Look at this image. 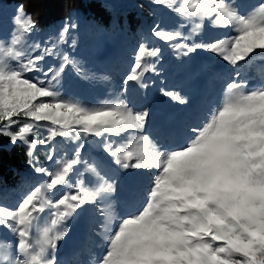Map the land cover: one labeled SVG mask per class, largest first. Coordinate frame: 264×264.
<instances>
[{
	"label": "snow or ice",
	"instance_id": "1",
	"mask_svg": "<svg viewBox=\"0 0 264 264\" xmlns=\"http://www.w3.org/2000/svg\"><path fill=\"white\" fill-rule=\"evenodd\" d=\"M152 2L163 5L166 0ZM174 11L185 18L207 19L212 27L231 33L209 42L171 45L183 49L181 54L202 49L231 66L264 57V0L245 12L234 0H181ZM12 22L17 31L0 37V135L24 141L38 122H48L50 135L41 143L55 137L79 142L70 158L57 162L56 170L34 168L48 177L45 185L35 186L11 210L0 206V228L16 237L15 254H0V264H62L55 253L58 242L68 235L67 221L89 204L95 206L98 234L109 233L107 247L95 264H264V81L249 89V81L240 79L237 70L224 85L222 103L191 129L188 142L158 150L143 134L148 110H134L121 94L127 92L128 82L140 81L145 71L152 70L144 59L158 57L159 47L138 46L121 92L86 104L60 90L70 66L89 79L78 62L65 53L59 64L45 66L42 62L52 54L50 48L35 44L26 53L17 47L22 36L36 27L22 5L16 7ZM75 27L70 15L60 40ZM152 35L164 42L190 38L158 24ZM166 94L185 103L174 92ZM21 118L18 131L11 132ZM90 136L101 138V150L119 169L158 170L146 190L139 186L129 190L126 214L119 216L114 230L111 203H104L117 190L114 169L102 159L81 157L82 137ZM36 147L33 140L30 163ZM48 159H53L52 150ZM57 189L64 190L50 198L48 191Z\"/></svg>",
	"mask_w": 264,
	"mask_h": 264
},
{
	"label": "trees",
	"instance_id": "2",
	"mask_svg": "<svg viewBox=\"0 0 264 264\" xmlns=\"http://www.w3.org/2000/svg\"><path fill=\"white\" fill-rule=\"evenodd\" d=\"M179 3H181L179 0H171V3L163 5H156L152 0H0V7L5 14L14 16L16 7L22 5L26 14L34 20L36 27L30 33L23 35L25 42L23 45L27 47L26 53L31 51L33 45L39 44V41L42 47L46 46L52 51V54L46 55L42 62L45 66L59 64L60 56L65 53L78 62L81 71L86 73L89 79L77 75L70 66L61 79L60 90L63 95L95 104L102 99L104 92L111 91L113 95L121 92L124 88V78L130 74L140 45L161 49L158 57L144 59V63L150 65L152 70L145 71L140 81L147 85L152 94L147 95L143 89L142 98L158 97L159 92H155V88L161 89L163 83L175 85L174 82L177 80L184 82L182 84L184 87L192 83L194 89L201 88L203 93L207 92L205 88H209V80L204 82L200 78L198 81L191 74V68L197 67L201 61L205 64L207 55L214 59L220 57L202 49L183 55L181 54L183 49H175L171 45L177 42L203 41L205 36L214 34L215 27H212L207 19L177 15L174 8ZM70 15L76 27L70 29L68 36L61 41V30L69 22ZM157 24L164 30H179L185 34V37L190 38L164 42L152 35V29ZM125 28L129 37H134L136 41L126 39ZM0 37L7 38L1 33ZM28 39L30 41H27ZM53 45L55 47H52ZM204 66L207 70V66ZM251 66L255 68L256 63H252ZM133 91L131 84L127 86L128 97H132ZM191 102L197 103L196 100L190 101V107H193ZM181 107H177L179 112L177 111L176 114L168 115L156 107L154 116L168 126H172L171 121L176 119L178 120L176 123L181 124L183 122V120L179 122ZM188 112L190 111L183 114V118L187 117ZM20 123H23L22 118L17 125L10 128V131L17 132ZM50 129L48 122H40L24 141L13 142L9 136L0 135V206L13 208L26 193L35 186H40L36 175L28 177L25 174V172L28 174L34 172L33 168L37 166L36 159L41 161V167L51 171L57 168L59 165L57 162L63 163L67 160L65 151L56 148L54 138L47 143L40 142L49 137ZM33 140L37 141V147L31 150L33 155L30 163L29 144ZM78 142L72 141L73 146ZM50 150L53 152L52 160L48 159ZM85 179L89 177L85 176ZM51 191L50 198H52ZM57 191L55 193H58ZM84 229L85 226L83 232L73 242L69 238L68 243L72 242L70 246L77 244V248H80ZM8 242L10 243L9 240Z\"/></svg>",
	"mask_w": 264,
	"mask_h": 264
},
{
	"label": "rangeland",
	"instance_id": "3",
	"mask_svg": "<svg viewBox=\"0 0 264 264\" xmlns=\"http://www.w3.org/2000/svg\"><path fill=\"white\" fill-rule=\"evenodd\" d=\"M257 2L258 0H234L235 5L238 6L241 12L250 11L251 6ZM167 3H171V0H166L165 4ZM113 4L116 5L114 1ZM9 18H13V16L5 14L0 7V33L1 35L7 37L14 31H17L16 26L14 24H11L12 20ZM214 29V34H211V36L207 35L205 36V38H203L204 42H209L214 38H219L221 36L231 34L230 30L224 27H215ZM26 34L27 33H25L24 36ZM124 35L126 39L136 41L134 37H129L126 28L124 30ZM24 36H22V43L17 47L19 50L26 52L27 47L23 45L25 43L23 39ZM33 40L36 39L33 38ZM27 41H30V39H28ZM38 43L40 44L39 41ZM213 59V57L207 55L205 57V64L204 61H201L197 66L198 68L196 66H193L191 68V74H193L198 81H200V78H202L204 82L209 80V88H205V91L207 92L204 93L202 92L201 88L197 90L194 89V85L192 83H189V85L186 84L188 86L184 87L182 85L184 82H182L181 80H177L176 82H174L175 85L163 83L161 89L155 88V92H159L158 97L154 96L153 98H151L149 96H146L142 98L141 90L145 89V93L147 95L151 93L147 88V85H145L143 81L128 82L127 86L131 84V86L133 87V95L132 97H128L127 93L125 92L124 94H121V98L125 99V101L129 103L130 107H134V110H148L149 117L146 120L143 134L148 137L151 145H154L156 149L164 150L166 148H175L178 145H182L188 142L189 138L192 136L191 129L205 122V120L209 116V113L214 110L218 104L222 103L223 96L225 94L224 85L237 70L240 72V79H247L249 81V89L253 85H257L264 81V57L255 56L247 64L241 61L237 66H228L227 62L223 61L220 58H216L214 60ZM252 63H256L255 68H252ZM204 65L207 66V70L205 69ZM126 70L127 69L125 68L124 71ZM120 77L122 78L121 75L119 76V78ZM169 91L180 95L185 100V103L181 104L180 102L174 100L172 97L168 96L166 93ZM111 95H113L111 91L104 92L102 99H106ZM192 100H196L197 103L191 102L193 107H190V101ZM84 103H86V101H84ZM179 106H182L180 113L181 121H179L182 122L183 120L181 124H177L176 121L178 120L176 119L174 121H171L172 126H168L154 116V109L156 107H159V111H162L164 114L168 115L176 114L177 111L179 112V108H177ZM182 111H184V113H182ZM187 111L190 112H188L186 118H183V114H186ZM29 134L26 135L25 140ZM82 139L85 140V152L81 153V157L83 159L96 157L111 164L109 157L101 150L99 144V140L101 138L90 136L87 138L82 137ZM110 139L118 140L119 137H110ZM54 142L56 148L65 151L67 159L71 157L70 155L72 154V149L74 146L72 144V141H69V138L55 137ZM36 162L37 166H35L34 168L41 167V161L36 159ZM111 166L114 169L117 190L116 192L111 194L110 201H105L104 203L106 205L108 203H111L110 211L113 213L114 218L110 227L114 230L115 226L119 222V216L122 214H126L124 213V208L127 204L129 190L138 186L146 190L150 186V177L152 176L153 172H156L158 170H152V172L133 169L123 170L119 169L114 164H111ZM75 171L76 170L74 169V173ZM25 174L28 177L36 175L40 181V186L45 185L48 181L46 175L42 173H37L34 171L30 174L25 172ZM87 180L88 179H86V181ZM57 190L51 191L52 198H56V191L59 192L64 189ZM49 193L50 191L48 192V195L50 196ZM99 203L100 201L98 200L97 204ZM15 206L13 208H15ZM13 208L8 209L11 210ZM94 208L95 206L92 204L85 205L83 206V210H78V214L74 215L67 221V225L69 227L68 235L65 236L63 240L58 242V247L55 253L58 262H62V264H95V261L102 256L107 247V240L105 237L109 233L105 231L103 235L98 234L100 224L98 223V217L94 211ZM49 219L50 218L48 217V212L46 210V213L43 214V220L45 221V223H47L49 222ZM84 226L85 229L80 248H77V244H73L72 246H70L73 240L83 232ZM35 231L38 233V229ZM69 238L72 240L71 243H68ZM15 239L16 237L8 232L7 229L0 228V254L4 253L5 251L15 254L16 248L13 245ZM30 239L34 240L35 235ZM8 240L10 241V243L8 242ZM5 244H7V247H4Z\"/></svg>",
	"mask_w": 264,
	"mask_h": 264
},
{
	"label": "clouds",
	"instance_id": "4",
	"mask_svg": "<svg viewBox=\"0 0 264 264\" xmlns=\"http://www.w3.org/2000/svg\"><path fill=\"white\" fill-rule=\"evenodd\" d=\"M177 191H179V190H177Z\"/></svg>",
	"mask_w": 264,
	"mask_h": 264
}]
</instances>
